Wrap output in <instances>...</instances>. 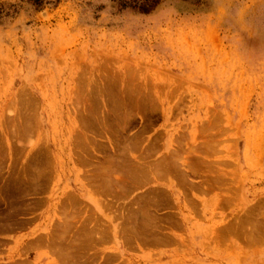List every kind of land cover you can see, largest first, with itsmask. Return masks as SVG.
<instances>
[{"label":"rangeland","instance_id":"rangeland-1","mask_svg":"<svg viewBox=\"0 0 264 264\" xmlns=\"http://www.w3.org/2000/svg\"><path fill=\"white\" fill-rule=\"evenodd\" d=\"M0 264H264V0H0Z\"/></svg>","mask_w":264,"mask_h":264},{"label":"bare ground","instance_id":"bare-ground-1","mask_svg":"<svg viewBox=\"0 0 264 264\" xmlns=\"http://www.w3.org/2000/svg\"><path fill=\"white\" fill-rule=\"evenodd\" d=\"M122 94H123V92H122ZM141 94V93H140ZM147 105V104H146ZM117 106V105H116ZM120 108V107H119ZM144 108V107H143ZM114 109V108H113ZM118 109V108H117ZM116 109V110H117ZM126 109V108H125ZM121 111V110H120ZM116 112V111H115ZM128 113V112H127ZM104 114V113H103ZM118 114V113H117ZM126 114V113H125ZM89 115H91V114H89ZM127 115H129V114H127ZM126 115V116H127ZM104 116V115H103ZM115 116V115H114ZM119 116H120V114H119ZM123 116V115H122ZM116 117V116H115ZM118 117V116H117ZM89 118V117H88ZM122 119V118H121ZM83 121V120H82ZM93 122V121H92ZM120 123V122H119ZM115 132V131H114ZM117 132V131H116ZM77 134V133H76ZM84 135V134H83ZM80 136V135H79ZM115 136V135H114ZM83 137V136H82ZM109 137V136H108ZM107 138V137H106ZM112 138H114V137H112ZM111 137H110V139H108L107 138V140H108V148L110 147V149L112 150V151H115L116 153H118V151H119V153L118 154H120V156L119 155H116L115 156V154L116 153H112V155L117 159L118 157V159H121L120 161H118V159H117V162L115 163V165H116V167H115V165H113L114 163H113V157L111 156L110 158H109V160H108V158L106 159V163H105V165L103 166L102 164H100V166H96V169H95V171H96V173L97 172H99V174H101V176L103 177V179L102 180H104V183H103V185L102 184H99V185H101L102 186V190H104L106 187L105 186H109L110 187V189L113 191V190H116V188L117 189H119L118 187L119 186H123L122 187V189L123 188H125V187H127V185H129L130 183H131V181H137V179L139 178V177H146V176H148V178L150 177V175H152L151 177H153V176H155V175H157V174H159V173H162V172H169L170 170H171V168L172 167H174V168H172V170H177V175H179L178 176V178H180V180L182 179V178H184L185 177V173H183V172H185V170L183 171V168H180V169H182L181 171L180 170H178V168L180 167L179 166V164L177 163V162H175L174 161V165L172 164L173 162V159H171L170 160V162H172V163H169L168 161H169V159L170 158H172V156L170 157V158H168V160L166 159V161H164V162H168L167 163V165H166V163H163V161H161L160 162V164H158L157 165V167L156 168H154V169H152L151 167H152V165H147V164H145V157L147 156V155H149V154H147L146 153V155H144L145 154V152H144V154H143V152L141 153V154H139L138 156H136L135 154H134V151H135V149H138V147H140L139 145H137V148H134L135 147V143H133V144H130V142H129V140L128 139H126V137H124V138H122L123 140H125L126 139V141L128 140V142H129V144H120V142H116V141H112L113 139H112ZM82 139V138H81ZM91 139V138H90ZM92 139H94V138H92ZM83 140L84 141H86V142H84V145H85V143H86V145L84 146V147H91V148H93V146H95V145H93V143H91L90 141H89V139L86 137V135L83 137ZM95 140V139H94ZM93 140V141H94ZM116 140V139H115ZM134 140H136V137H135V139ZM195 140V139H194ZM100 141V140H99ZM122 141V140H121ZM136 141H138V139L136 140ZM102 142V141H101ZM132 142H134L133 140H132ZM79 144V143H78ZM94 144H96V143H94ZM99 144V143H98ZM181 144V143H180ZM107 145V144H106ZM202 145V144H201ZM207 145V144H206ZM182 146V145H181ZM116 147V148H115ZM203 147V146H202ZM203 148H205V147H203ZM206 148H207V146H206ZM88 149V148H87ZM109 149V150H110ZM115 149V150H114ZM116 149H118V151L116 150ZM147 149V148H146ZM134 150V151H133ZM148 150L149 149H147L146 151L148 152ZM83 151V150H82ZM85 151V150H84ZM83 151V152H84ZM88 151V150H87ZM138 151V150H137ZM140 151H142V150H140ZM149 152H150V150H149ZM178 152H180V151H178ZM184 152V151H183ZM88 153V152H87ZM180 153H182V152H180ZM86 154V153H85ZM177 154V153H176ZM175 154V155H176ZM184 154H185V152H184ZM190 154H192V153H190ZM79 155H81V154H79ZM109 155H111V154H109ZM172 155H174V153L172 154ZM178 155V154H177ZM176 155V156H177ZM86 156V158H83V157H85ZM83 155V153H82V156H80V160L82 161V162H84V161H87V160H89L87 157V154L86 155ZM122 156V157H121ZM124 156V157H123ZM169 156H170V154H169ZM176 156H175V159H176ZM191 156V155H190ZM166 158H167V156H165ZM164 157V158H165ZM114 158V159H115ZM123 158H126V160L125 159H123ZM140 158V159H139ZM144 160H142V159ZM160 158V157H159ZM174 158V157H173ZM87 159V160H86ZM111 159V160H110ZM178 159V158H177ZM105 160V159H104ZM108 160V161H107ZM116 161V160H115ZM114 161V162H115ZM193 161V160H192ZM103 162H105V161H103ZM186 162V161H185ZM86 163H88V161L86 162ZM138 163V164H137ZM194 163V162H193ZM136 164V165H135ZM162 164H164V166L162 165ZM172 164V165H171ZM176 164L179 166V167H177L176 168ZM186 164V163H185ZM166 165V166H165ZM169 165H171V166H169ZM192 165V164H191ZM196 165H197V163H196ZM151 166V167H150ZM155 166V165H154ZM194 167V166H193ZM196 167V166H195ZM176 168V169H175ZM189 168V167H188ZM187 167H186V169L189 171V169H188ZM196 168H198V167H196ZM196 168H195V171H196ZM190 169H194V168H190ZM186 170V173L188 172ZM198 170V169H197ZM199 171V170H198ZM190 173V171L188 172V174ZM196 173V172H195ZM174 175V174H173ZM187 177V176H186ZM99 178V177H98ZM188 178V177H187ZM186 178V179H187ZM144 179V178H143ZM150 179V178H149ZM188 181H189V179H187ZM184 181L186 182V180L185 179H183V181L181 180V183H184ZM114 187H115V189H114ZM121 187H120V190H121ZM101 188V187H100ZM105 191V190H104ZM106 191H108V190H106ZM155 191V190H154ZM116 192V191H115ZM155 194V193H154ZM153 194V195H154ZM158 195V194H157ZM156 195V196H157ZM155 196V195H154ZM148 198V197H147ZM145 199H146V197H145ZM147 200V199H146ZM155 200H156V197L154 198L153 196L151 197V198H149V200L146 202V203H148V204H150V205H147V204H143L141 207H140V209H139V207H138V209H139V211H137L136 213H135V211L134 212H132L133 214L132 215H130V214H128L127 213V215L125 216V218L123 217V219H124V223H125V225L123 226L124 227V231H122V233L124 232V233H126V235H127V233L129 232L128 231V229L129 230H131V232H132V235H134V233H141V231L142 230H145V232H146V235L145 236H143V237H146L147 235H157V233H161L162 234V236H159L160 238L162 237H166V233H165V231L163 230V229H157L155 226L154 227H150V223L151 222H154L155 221V216L153 217L152 215V213L150 212V209H149V207L151 206V203L152 202H155ZM75 201V199H73L72 198V200H69V202H70V204H72L73 202ZM145 201V200H144ZM138 203V202H137ZM143 203V202H142ZM138 205H139V203H138ZM140 206V205H139ZM153 207V206H152ZM152 207H150V208H152ZM153 210V209H152ZM120 214V213H119ZM139 215V216H138ZM121 217V216H120ZM109 219L111 220V217H109ZM159 223V222H158ZM115 228H117V225H115L114 226ZM118 228H119V226H118ZM117 228V229H118ZM126 228V229H125ZM123 229V228H122ZM126 230L128 231V232H126ZM118 231H120V230H118ZM120 231V232H121ZM156 231H157V233H156ZM131 232H129V234L131 233ZM121 233V234H122ZM119 234V233H118ZM128 234V235H129ZM127 235V237H129V238H132V236L130 237V236H128ZM171 235V234H170ZM123 236V235H122ZM158 236V235H157ZM112 237V236H111ZM143 237H142V239H143ZM149 236H147V238H148ZM155 237V236H154ZM159 237H158V240H159ZM169 237H173V236H169ZM134 238V237H133ZM147 238H144V239H147ZM168 238V237H167ZM166 238V239H167ZM143 239V241H145ZM152 239V238H151ZM154 239V238H153ZM156 240H157V237L155 238ZM148 240H150L149 238L147 239V241ZM157 240V241H158ZM160 240H162V239H160ZM164 240H165V238H164Z\"/></svg>","mask_w":264,"mask_h":264}]
</instances>
